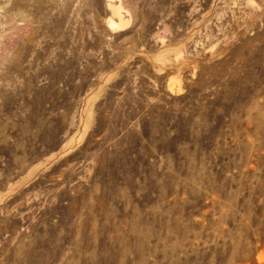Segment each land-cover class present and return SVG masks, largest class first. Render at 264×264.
<instances>
[{"label":"rangeland","instance_id":"374dc122","mask_svg":"<svg viewBox=\"0 0 264 264\" xmlns=\"http://www.w3.org/2000/svg\"><path fill=\"white\" fill-rule=\"evenodd\" d=\"M0 264H264V0H0Z\"/></svg>","mask_w":264,"mask_h":264},{"label":"bare ground","instance_id":"6f19581e","mask_svg":"<svg viewBox=\"0 0 264 264\" xmlns=\"http://www.w3.org/2000/svg\"><path fill=\"white\" fill-rule=\"evenodd\" d=\"M109 7L111 8V11L116 13L117 15L120 14L119 11V6H114L112 3H108ZM109 23L112 27H116L119 26L120 24H122V17L119 15L118 20L114 21L113 19L109 18L108 19Z\"/></svg>","mask_w":264,"mask_h":264}]
</instances>
